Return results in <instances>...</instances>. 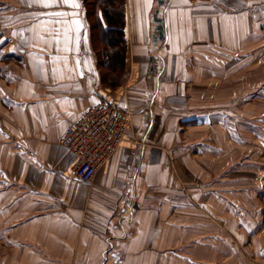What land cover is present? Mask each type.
I'll list each match as a JSON object with an SVG mask.
<instances>
[{
    "label": "crops",
    "instance_id": "0c3cea01",
    "mask_svg": "<svg viewBox=\"0 0 264 264\" xmlns=\"http://www.w3.org/2000/svg\"><path fill=\"white\" fill-rule=\"evenodd\" d=\"M164 1V39L148 35L136 69L132 51L117 90L133 127L83 182L60 140L106 93L85 0H0V264H107L113 247L118 264L250 262L244 236L264 228V0ZM214 192L234 207L207 224Z\"/></svg>",
    "mask_w": 264,
    "mask_h": 264
},
{
    "label": "built area",
    "instance_id": "2783aa9c",
    "mask_svg": "<svg viewBox=\"0 0 264 264\" xmlns=\"http://www.w3.org/2000/svg\"><path fill=\"white\" fill-rule=\"evenodd\" d=\"M122 89L113 95L106 89L66 129L60 140L75 157L73 173L80 181L93 180L99 167L115 154L133 127L127 93Z\"/></svg>",
    "mask_w": 264,
    "mask_h": 264
},
{
    "label": "trees",
    "instance_id": "16d2710c",
    "mask_svg": "<svg viewBox=\"0 0 264 264\" xmlns=\"http://www.w3.org/2000/svg\"><path fill=\"white\" fill-rule=\"evenodd\" d=\"M90 2L91 6H93L91 15L89 13V5L85 3V6L86 14L89 17H94L93 25L91 26L92 39L94 41L95 37L97 38L98 36L99 42H96L101 44V46L103 45L100 51H96L102 72L101 81L109 88L115 89L121 85V79L128 73L129 52L126 40L128 25L126 11L127 0H91ZM103 70H105L107 74H104ZM259 90L263 91V89ZM257 92L256 94H258ZM242 181L243 180H240L239 182ZM254 181L259 182V180ZM259 191L260 190L253 186V193H258ZM219 207L222 212L223 208L233 209L234 206L231 202L222 197L221 192L219 194L214 192L204 205L205 214L210 217L207 220V224H211L213 219L218 218ZM194 221H196L195 217H193V222ZM129 234V232L125 233L126 236ZM244 235L245 234L242 233L241 236ZM185 237L191 242L198 243L201 246L203 232H187ZM211 255H213V252H211ZM200 256L201 251L195 255L198 261L200 260Z\"/></svg>",
    "mask_w": 264,
    "mask_h": 264
},
{
    "label": "rangeland",
    "instance_id": "374dc122",
    "mask_svg": "<svg viewBox=\"0 0 264 264\" xmlns=\"http://www.w3.org/2000/svg\"><path fill=\"white\" fill-rule=\"evenodd\" d=\"M90 1L91 0H85V3L89 5V13L91 15V13H92L91 9H93V6H91ZM130 1L131 0H127V3H126V6H127L126 7L127 24H128L127 25L126 40L128 43L129 55L133 51V60H132V62H130L131 66L133 68L135 67V69H136V65H133V63L136 64V61L140 60V59H138V56L143 55V51L145 50L143 48V45L147 44L148 35L150 33L156 32L155 29L153 30V28H152V25H154V23L152 22V19L150 17L151 13L153 12V10L155 8H159L161 10L159 13V17L163 19L162 11H163V8L165 7L166 3H164V5H162V6H159L155 3L156 2L155 0H134L133 3L136 4V7H138L139 5L141 6L140 8H136V7H132L131 3H129ZM145 5L146 6L148 5V6L146 7ZM176 10L178 11L179 9L177 8ZM178 17H179V15H178ZM90 20H92V23H91V26H92L93 21H94V17L90 16ZM96 41L99 42L98 36H97V38L95 37L94 48L96 49V51H98V50L100 51L101 47H103V45L101 46V44L97 43ZM134 43H135L136 48L133 45ZM136 55H138V56H136ZM143 61H146L147 66L150 65L147 57ZM103 73L107 74V72L105 70H103ZM104 85H105L104 89H107L108 91L107 90L106 91L108 93H110L111 95H113L119 88V87H117L115 89H111L106 84H104ZM252 155H249L247 158L244 159V161H246V162L251 161ZM220 162L226 163L227 160H226V158H223V159H220ZM244 237H245V240L251 244V254H247V256H250V262L247 261L248 264H264V259L259 257V251H258L257 256L254 254V252H252V245L254 246L258 243H261L264 245V228H262V230L258 231V233H256V234L252 233L249 237H247L246 235ZM261 249H262V252L264 253V248H262V245H261ZM119 252H120L119 249H116V247H113V249H109V257H108V263L107 264H118L117 263L118 261L114 258V256L112 254L118 253L119 258H120ZM241 255H242L241 257H243V254H241ZM214 256L215 255L208 256V260H214L216 258ZM218 260H220L219 257L216 258L215 262L218 263Z\"/></svg>",
    "mask_w": 264,
    "mask_h": 264
},
{
    "label": "snow or ice",
    "instance_id": "6c2138e0",
    "mask_svg": "<svg viewBox=\"0 0 264 264\" xmlns=\"http://www.w3.org/2000/svg\"><path fill=\"white\" fill-rule=\"evenodd\" d=\"M39 3H41V5L43 7H53V6H57L59 3H63L64 5H67V6H70L72 8H78L79 7V4L74 2V0H38ZM54 15L56 16H64L65 13H62V12H59V13H55ZM56 24H60L62 23V21L60 20H57L55 21ZM73 23H75L77 25V30H79V22L78 21H73ZM59 32V30L57 29V33ZM68 36H67V33L65 34V43L68 42ZM4 41L3 39H0V44H2ZM56 43H59V41L57 40ZM2 48H0V53H2ZM77 63L79 64L80 62L77 61Z\"/></svg>",
    "mask_w": 264,
    "mask_h": 264
},
{
    "label": "water",
    "instance_id": "95a60500",
    "mask_svg": "<svg viewBox=\"0 0 264 264\" xmlns=\"http://www.w3.org/2000/svg\"><path fill=\"white\" fill-rule=\"evenodd\" d=\"M157 5L162 6L164 5V0H156ZM159 8H156L152 13V20L155 24V34H153V43H157V41H161L164 39V21L162 18L159 17ZM152 63V59H151ZM152 68V67H151ZM115 258L118 259L119 255L115 254Z\"/></svg>",
    "mask_w": 264,
    "mask_h": 264
}]
</instances>
